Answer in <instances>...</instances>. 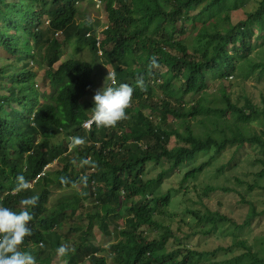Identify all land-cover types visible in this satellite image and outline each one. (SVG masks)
Listing matches in <instances>:
<instances>
[{
  "label": "trees",
  "instance_id": "16d2710c",
  "mask_svg": "<svg viewBox=\"0 0 264 264\" xmlns=\"http://www.w3.org/2000/svg\"><path fill=\"white\" fill-rule=\"evenodd\" d=\"M95 1L0 0V51L4 48L18 56L17 63L31 59V42L39 49L50 44L53 35L68 31L77 17H83V2L95 6ZM248 1L100 0L108 19L104 37L99 40L97 29L90 25L87 30L81 28L75 38L78 44L87 45L92 54L102 49L108 57L106 62L117 60L112 70L117 86L132 82V100L136 103L126 110L127 119L113 128L83 126L94 107L88 96L95 82L91 63L72 59L54 70L45 64L53 62L60 49L43 48L46 54L39 61L40 85L35 84L36 72L29 66L21 69L18 64L0 65V206L18 212L22 198L38 197L36 206L28 209L33 216L32 235L22 245V250L36 257L37 264H52L61 244L69 249L60 258L64 264H264V237L259 248L237 239V232L249 226L252 219L264 217V210L257 212L251 207L243 225L218 212L191 211L199 223H208L212 228L220 223L231 224V246L239 254H233L231 246L206 253L182 245L184 249H179L176 256L166 249L172 236L168 233L170 227L154 217L172 202L171 189L158 191L162 179L194 162L197 155L208 154V159L190 165L181 184L193 180L228 146L245 144L259 150L257 162L261 169L257 176L264 180V99L261 108L248 100L244 108L238 107L225 94L221 83L232 74L246 77L258 71L264 75V61L256 63L250 58L255 48L249 42L254 35L264 38V0H259L256 10L247 13L244 20L234 24L231 21V14L243 9ZM188 21L196 32L195 39L182 42L177 36L187 30ZM64 42L54 44L62 46ZM259 43L263 48L264 41ZM231 51L241 53L242 61L236 62ZM130 52L133 59L129 58ZM152 57L158 67L151 66ZM10 67L17 71L7 73ZM141 77L144 91L136 83ZM210 82L218 86L221 107L202 105ZM155 88H161L163 95L154 96ZM196 95H200L197 102L189 106L183 103L185 96ZM135 106L137 110L133 111ZM145 110L156 114L154 119L160 122H153ZM228 113L232 114L234 125L223 128L230 135L222 129L224 123H229ZM168 116L180 122L179 127L169 130L162 126ZM199 116L203 118L198 121L210 124L212 129L197 135L188 122ZM257 119L262 124L260 134L248 129L249 122ZM59 134L64 141H54ZM172 135L175 144L168 147ZM75 136L83 137L86 143L68 149V137ZM57 157L63 161L61 168L44 169ZM82 160H88V164L82 165ZM163 163L168 168L149 177L150 167ZM19 175L31 182L30 190L13 191ZM82 175L88 177L86 186L77 183ZM60 177L70 183L62 185ZM77 185L81 190L75 189ZM51 187L70 191L48 207ZM249 187L253 189V185ZM68 214H77V221ZM151 228L159 229L157 238L146 235ZM95 229L104 236L103 242L96 240ZM218 253L222 255L220 262L203 259Z\"/></svg>",
  "mask_w": 264,
  "mask_h": 264
},
{
  "label": "rangeland",
  "instance_id": "374dc122",
  "mask_svg": "<svg viewBox=\"0 0 264 264\" xmlns=\"http://www.w3.org/2000/svg\"><path fill=\"white\" fill-rule=\"evenodd\" d=\"M15 1V0H14ZM49 2V0H47ZM259 5V0H249L246 6L243 9L233 12L231 16L232 23H236L240 20L246 18V14L254 12L256 7ZM83 7L86 11H83V17H77L75 19L74 25L66 32H58L51 37L50 44L43 45L40 49L37 48L34 42H31L32 54L31 59H22L17 63V57L15 55L9 54L4 48H1L0 53V65L12 64L17 65L23 69L26 66H29L32 71L36 72L35 84H39L38 74L42 69L39 68V61L42 59L43 55L46 54V51H43V48L46 50L48 48H59V55L55 56L53 62L46 63L45 66L53 67L54 70L57 69L59 64L67 60H80L89 62L93 65L94 72V88L90 92L89 100L93 101L94 93L97 89L105 86H110L112 84L111 80H107L106 77L108 72L113 73V65L117 63L116 59L109 60L106 62V55L103 50L99 49L97 53L90 51L87 45L78 44L75 35L77 32L83 29H88L91 26H94L97 29V37L101 40L104 37L103 32L105 31L108 19L106 12L104 11L103 4H97L95 6L87 5V2H83ZM48 9V8H47ZM194 13L198 12L193 10ZM185 23L186 29L184 32L179 34L177 38L182 42H191L195 39L196 32L192 29V25ZM106 33V32H105ZM263 35V33L260 32ZM65 41L62 46L54 44V42ZM259 40H263V36H251L249 42L253 45L252 47L255 50L250 54V58L256 63L264 61V47L260 48ZM256 42V43H255ZM105 50V49H104ZM107 53V52H106ZM233 59L236 62L242 61L240 57L241 53L236 51H231ZM103 57V58H102ZM129 58L133 59L134 54L129 53ZM52 63V64H51ZM101 63V64H100ZM165 68H163L164 70ZM17 70L14 67L7 69V73L13 74ZM7 74H5L6 76ZM217 82V81H214ZM5 83V82H4ZM224 86L225 94L230 98V101L237 105L238 107H243L247 100L256 108L262 107V100L264 99V75H260L258 71H253L247 74L246 77L232 74L228 78L221 82ZM41 84V83H40ZM39 84V85H40ZM132 86L131 80L128 83ZM213 84H215L213 86ZM7 84L5 83L4 86ZM174 87V86H173ZM49 91L48 87L45 88ZM218 86L216 83L210 82L206 88L207 99L202 101V105L206 108H218L221 107V99L219 91H216ZM161 88H155L154 96L160 97L163 95ZM179 94V92H178ZM201 95V94H200ZM200 95L194 97L185 96L183 103H186L187 106L192 105L194 102H197L200 98ZM87 96V97H88ZM178 96V95H174ZM173 102L174 100L171 99ZM136 103L132 100L131 105ZM136 106L133 111H136ZM245 112H248V109L245 108ZM145 114L149 117H153V122L159 123V119H154L155 115H151L145 110ZM133 114H131L132 116ZM231 113L226 115V119L229 120V123H224L222 129H226V124L233 126L234 120L231 118ZM203 118L199 116L189 120L188 125L194 134H201L206 130L212 129V126L208 123H200L198 120ZM157 121V122H156ZM175 123V125H174ZM180 122H177L172 119L171 116H168L166 123L161 122V125L167 129H172L179 127ZM173 125V126H171ZM249 130H254L257 133H261L262 124L257 120H251L248 125ZM227 130V129H226ZM180 131H184L183 128ZM227 135H230L229 130L226 131ZM70 137L67 141L69 142L68 149H70ZM54 141H64L62 134L57 135L54 138ZM143 142V140H139ZM175 144V137L172 135L168 147H172ZM62 155V154H61ZM60 157H63V155ZM208 154L197 155L194 162L187 163L182 170L175 169L172 172H169L165 175L158 186V191L165 193L168 189L172 190L171 195V204L159 210L157 214H154L156 220L163 226L170 227L169 234L172 235L166 249L169 251H174L176 256H179V249H184L188 247L189 249L198 251V252H213L218 248H228L233 243V226L229 223H220L217 224L215 228H212L208 223H199L191 211H198L203 214L207 211L218 212L220 214H225L229 218L233 219L237 224L243 225L244 221L247 218L248 212L251 207H254L257 212L264 210V180H260L257 176V173L261 169V165L257 162V159L261 156L257 148L245 144L241 147L236 145L228 146L219 156H215L208 164V166L199 173L193 180L187 181L185 184H181V178L192 164H198L208 159ZM60 157L54 159L45 169L56 170L61 168L63 161ZM50 160V156H48ZM168 165L163 163L161 166H152L149 169V177L156 176L161 169H167ZM179 171V172H178ZM253 185V189L249 186ZM229 189L228 192L223 191V189ZM76 190H81V186L77 185ZM208 190L205 194V190ZM70 189L56 188L51 187L50 193L47 201V206L52 207L58 203L56 199L59 196H66L69 193ZM139 196H136L135 199L138 200ZM89 200V199H88ZM88 202H85V204ZM78 214V212H77ZM77 214L68 216L73 221H77ZM206 232L204 233V231ZM159 229L151 228L146 230V235L149 239L157 238ZM96 240L100 243L104 241V236L100 234L98 229L94 230ZM173 235L176 238H173ZM264 237V217L257 216L250 221L249 226L243 227L240 231L237 232V239L244 240L250 246L254 248H259ZM258 241V246H257ZM109 243H112L110 240ZM233 254H239L240 252L231 246ZM184 251V250H183ZM183 252H181L182 256ZM218 253L216 256L207 255L204 257V260H216L217 262L221 261L222 255ZM180 256V257H181ZM230 257V255L228 256ZM61 257L56 255L52 264H64Z\"/></svg>",
  "mask_w": 264,
  "mask_h": 264
},
{
  "label": "clouds",
  "instance_id": "9594fccd",
  "mask_svg": "<svg viewBox=\"0 0 264 264\" xmlns=\"http://www.w3.org/2000/svg\"><path fill=\"white\" fill-rule=\"evenodd\" d=\"M101 4L100 0L95 1V5ZM151 66L158 67L155 57L151 59ZM107 80L112 81V85L103 86L95 91L93 96L94 107L91 109L92 115L88 121L83 123L89 128L94 124L97 128H113L120 121L127 119L126 110L131 106L134 89L127 83L116 85L115 73L108 72ZM137 86L141 91L146 90L143 78H138ZM88 124V126H87ZM70 147L75 149L86 143L80 136L70 137ZM82 165L88 164V160H82ZM45 169V168H44ZM88 177L82 175L77 183L87 185ZM30 181L23 175L16 178L14 192L20 193L30 190ZM62 185H68L70 181L65 177H60ZM38 202L37 196L22 198L19 201L20 211L0 206V264H37L36 257L27 250H22V245L26 237L32 235L30 223L33 216L28 209L35 207ZM68 247L61 244L56 254L62 257L68 254Z\"/></svg>",
  "mask_w": 264,
  "mask_h": 264
},
{
  "label": "built area",
  "instance_id": "2783aa9c",
  "mask_svg": "<svg viewBox=\"0 0 264 264\" xmlns=\"http://www.w3.org/2000/svg\"><path fill=\"white\" fill-rule=\"evenodd\" d=\"M87 126H88V124H87Z\"/></svg>",
  "mask_w": 264,
  "mask_h": 264
}]
</instances>
